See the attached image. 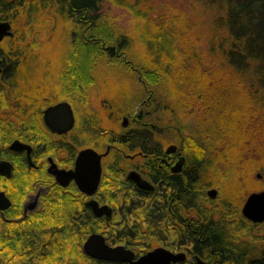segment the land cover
I'll return each instance as SVG.
<instances>
[{
  "label": "trees",
  "instance_id": "16d2710c",
  "mask_svg": "<svg viewBox=\"0 0 264 264\" xmlns=\"http://www.w3.org/2000/svg\"><path fill=\"white\" fill-rule=\"evenodd\" d=\"M111 1L139 12L147 21L140 34L145 45L140 59L128 58L134 37L111 23L103 0H0V17L13 23V34L2 49L0 102L7 105L6 96L12 103L38 101L42 84L36 81L37 73L45 78L46 86L55 85L51 73H66L63 78L76 74L78 84L84 85L85 75L95 82L93 70L100 59L124 63L125 74L130 73L142 90H131L124 99L128 106L121 103L120 109L131 114L144 96L143 84L152 88L159 151L162 143L179 139L170 123L191 100L185 102L171 91L190 86L198 103L199 126L191 134L185 122L179 123L180 130L188 133V181L173 175L154 195L138 194L120 181V200L111 183L104 190L115 195L108 199L114 207L109 219L95 217L74 191L61 192L29 221L1 224L0 264H126L85 254L82 244L93 231L102 233L108 243L130 247L136 255L158 245L186 250L187 259L177 264H195L193 255L202 252L215 264H264L261 252L256 255L255 247L248 250L245 230L238 222L220 218L221 211L214 216L213 207L202 205L203 187L199 185L202 175L208 180L212 167L232 175L237 186L229 199L235 204V197L247 191L241 186L248 180L245 176H252L248 182L264 183V0H184L186 14L191 13L193 19L164 12L149 17L154 9L149 0ZM142 2H148L147 9L138 8ZM193 9L212 13L210 27ZM60 21L63 43L70 46L64 65L60 60L61 72L42 58L44 44L37 34ZM141 108L139 118L148 121V107ZM22 117L21 124L11 125L14 133L35 122L32 112ZM132 125L128 132L120 128L121 137L130 135L131 147L140 143L148 151L150 134ZM90 128L84 116V136ZM156 171L162 173L159 168ZM256 171L262 173V180L254 178Z\"/></svg>",
  "mask_w": 264,
  "mask_h": 264
},
{
  "label": "flooded vegetation",
  "instance_id": "af4514ba",
  "mask_svg": "<svg viewBox=\"0 0 264 264\" xmlns=\"http://www.w3.org/2000/svg\"><path fill=\"white\" fill-rule=\"evenodd\" d=\"M0 21H8L13 31L12 21L1 17ZM8 37L4 36L0 40V80L4 59L2 49ZM127 75L130 76V73ZM55 76L59 77L60 73ZM67 81L66 91L62 90V86L54 85L51 87L52 92L46 94L42 86H39L40 97L36 102L12 103L10 96L5 97L8 100L7 105L0 102V191L9 201L6 208H0V227L3 222L29 221L30 218L43 211L46 204L50 205L61 192L74 191V194L82 197L85 207L87 200L95 198L100 204L111 206L113 216L114 207L108 199L115 195L109 196V192L104 191L111 183L118 190L116 198L120 200V181L122 185L142 195L157 194L158 189L168 184L173 175H180L184 182L188 181V168L191 162L189 154L191 153L185 145L187 131L183 133L171 119L173 121L170 123L171 128L179 139L162 143L159 151L155 147L156 98L153 97L152 88L143 84L144 96L130 114L120 109V90L114 99L106 98L101 93V96L96 99L92 91L91 79L89 82L86 79L84 85L81 81L78 84L76 74H69ZM21 83L23 84V81ZM11 89L10 85L6 87L8 91ZM61 101H66L70 105L74 119L72 126L66 130H63L60 120L51 118V121L49 120L51 124H48L45 113L47 107ZM141 106L148 107V121H142L139 118L143 111ZM31 112L35 122L30 126L16 128L14 133L11 125L21 124L22 116L30 117ZM84 116L91 126L85 136L81 130ZM174 117H177V113ZM134 123L137 124L136 128L141 127L150 134L149 140L152 144L148 151H144L140 143L131 147L130 135L125 139L121 137L120 128L128 132L133 128ZM84 148H92L100 155V180L92 195L80 191L74 178L70 180L67 178V172L75 168L77 155ZM221 149L222 146L219 147V150ZM157 168L162 170L160 175L157 174ZM120 171L122 172L121 178ZM130 172L138 173L152 187L138 188L133 181L128 179ZM253 176L255 179L262 180L260 171H256ZM245 177L248 180H243L241 186L247 188V191L243 195H237L236 203L232 204L229 198L236 194L234 191L237 186L232 181V175L217 172L215 167H212L207 174L208 180L204 181L205 177L202 175V181L199 183L203 187L202 205L213 207L214 209H210L215 213L214 216L221 211L223 214L220 218L228 222H238L245 230L244 238L249 244L248 250L255 247L256 255L261 252L263 258L264 220L253 221L245 217L241 208L248 194L264 190V183L248 182L252 178L250 174ZM210 190L214 191L210 192ZM216 207L219 209L218 212H215ZM233 212L237 215H232ZM100 218L109 219L105 216ZM186 219L188 220V217ZM178 251H183L187 259L186 250ZM195 256L196 254L193 255L194 260ZM199 258L205 264H215L210 262L206 253L202 252Z\"/></svg>",
  "mask_w": 264,
  "mask_h": 264
},
{
  "label": "rangeland",
  "instance_id": "374dc122",
  "mask_svg": "<svg viewBox=\"0 0 264 264\" xmlns=\"http://www.w3.org/2000/svg\"><path fill=\"white\" fill-rule=\"evenodd\" d=\"M131 1L133 2L134 0ZM103 2L104 13L110 18L111 23L115 25L116 28L131 34L134 37L135 44L133 45V48L130 49V52L127 53L129 54L128 58L133 60L140 59L139 56H143L145 50V45L140 39V34L147 21L144 20L143 16L139 12L133 13L129 8L120 6L111 0H103ZM148 2H150L151 6L154 7V9H150L149 17H153L161 12H164L168 16L172 15L178 18L188 16L189 18H194L191 13L189 15L186 14L187 3L184 0H149ZM148 2H142L137 6L139 9L141 8L145 10L147 9L146 6H148ZM193 11L198 16L203 18L201 22L205 26L210 27L212 24V13L202 12L199 9H193ZM46 26V24L43 25V27ZM62 27L63 22L60 21L56 24H52V26L49 28H42L41 30L39 29L37 32L39 42L44 44L42 47V58L49 61L51 67L60 72L62 67L59 64L60 60L64 65V57L68 55V49L70 48L69 45L63 43L64 31ZM125 73H127V68L125 67L124 63L113 64L107 62L105 59H100L93 70V74L97 76L92 87L94 97L98 99L101 94H104V97L114 99L117 96L118 90H120V104L124 103V107L125 104L128 106V104L124 101L125 96L130 93L132 89H136V92H141L142 89L132 80L131 76H128ZM57 74L58 73L50 74L53 77L54 84L56 87L62 86V90L66 91L69 74L65 76L66 78H63L64 74L66 75V73H60L59 77L55 76ZM85 78L89 82L90 78L86 77V75ZM37 79L38 82L42 84L44 93L48 94L52 92L51 85L46 86L48 83H44L45 78L41 75V73H37L36 81ZM171 95L181 97L183 100H185V102L188 98H191L190 103H186L187 107L185 110L183 109V112L179 115V117L174 119V124L180 126L179 123L185 122L187 131L193 134V130L199 126V108H197L198 103L195 102L193 91L190 90V86L180 85L178 88H175L173 91H171ZM138 102L139 101L134 104L133 110L135 109Z\"/></svg>",
  "mask_w": 264,
  "mask_h": 264
},
{
  "label": "water",
  "instance_id": "95a60500",
  "mask_svg": "<svg viewBox=\"0 0 264 264\" xmlns=\"http://www.w3.org/2000/svg\"><path fill=\"white\" fill-rule=\"evenodd\" d=\"M12 34L10 23L8 21H0V40L4 36H11ZM45 113L48 124H51L50 121L53 118L61 121L63 130L72 126L74 120L72 110L66 101L47 107ZM100 171V155L92 148H84L77 155L75 168L67 172V178L68 180L74 178L80 191L92 195L98 187ZM128 179L133 181L138 188L152 187L138 173L130 172ZM213 191L210 190V192ZM8 205L9 201L4 193L0 191V208H6ZM85 205L95 217L105 216L110 218L112 216V207L108 204H100L95 198L87 200ZM241 212L245 217L253 221L264 220V190L248 194L242 205ZM82 248L85 254L92 258L118 261L126 264H176L186 259V254L183 251H173L162 245L154 246L140 255H136L134 250L124 244L108 243L105 236L96 231L91 232L85 238ZM195 262L196 264H205L197 255L195 256Z\"/></svg>",
  "mask_w": 264,
  "mask_h": 264
}]
</instances>
